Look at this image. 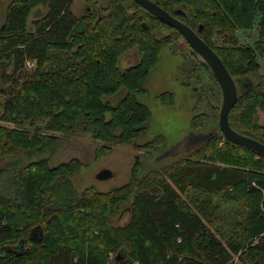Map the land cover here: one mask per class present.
<instances>
[{"label": "trees", "instance_id": "1", "mask_svg": "<svg viewBox=\"0 0 264 264\" xmlns=\"http://www.w3.org/2000/svg\"><path fill=\"white\" fill-rule=\"evenodd\" d=\"M151 1L197 32L239 80L229 124L264 144L258 114L264 113V76L257 61L264 54V0ZM72 2L9 0L0 26V120L36 125L32 131L0 125V162L22 151L41 156L16 170L15 195L0 189V264H227L235 254L264 264V159L218 128L161 169L141 175L135 163L128 181L107 191L91 186L76 193L70 178L81 162L51 167L42 157L61 141L59 134L91 129L106 143L104 151L141 137L150 111L136 94L146 93L145 80L166 47L183 58L181 86L198 88L192 130L218 124L220 87L177 30L133 0L100 7L85 0L80 15ZM36 5L46 13L29 31ZM256 14L258 39L254 46L239 44L236 30L252 29ZM132 49L139 60L121 68V56ZM27 60L36 62L31 72ZM121 87L126 93L116 105L104 100ZM157 98L173 103L172 92ZM142 146L159 150L165 137ZM4 174L0 166V186ZM124 213L129 220L116 225ZM252 239L258 240L245 249ZM20 240L22 251L14 250Z\"/></svg>", "mask_w": 264, "mask_h": 264}, {"label": "rangeland", "instance_id": "2", "mask_svg": "<svg viewBox=\"0 0 264 264\" xmlns=\"http://www.w3.org/2000/svg\"><path fill=\"white\" fill-rule=\"evenodd\" d=\"M9 0H0V26L4 22L6 8ZM96 7L105 5L108 0H95ZM87 8L85 0H73L71 10L77 14H83ZM46 13V7L36 5L30 9L27 29L34 30V20L40 18ZM260 15H255V23L252 29L244 31L236 30L239 44L254 46L258 39V22ZM166 31H162L165 34ZM235 32V35H236ZM180 44L184 46L183 41ZM139 60L136 49L126 52L120 58V67L124 68L134 65ZM257 61L260 65L259 74L264 76V54L258 55ZM35 61L27 60L25 62L26 70L29 72L35 69ZM183 64V58L180 54L173 53L168 47L160 53L159 60L153 67L144 83L146 93L136 94L137 100L145 104L149 111V119L146 123L145 133L128 144L110 145L108 151H104V142L98 141L92 137L91 129L88 132L77 131L68 134H59L61 141L53 150H48L42 155L49 159V165L56 166L62 162H67L72 158L78 159L82 167L78 173L70 178L71 185L76 193H80L86 187L93 186L97 190L107 191L113 187L126 183L130 177L131 169L138 163L141 168L140 174H145L152 169H161L163 166L170 164L174 160L185 156L196 144L195 137L208 133L210 130L218 128V124L209 123L207 127L192 130L190 120L193 115V105L196 101L197 87L184 88L181 86L180 67ZM11 67H9V71ZM252 77V76H251ZM173 93L172 104H162L157 96L164 92ZM124 87L111 95L104 98L112 105H116L125 95ZM218 107L221 104V95L217 99ZM2 106L0 104V114ZM259 122L264 123V113L258 111ZM0 125L8 128L20 127L32 131L36 125H30L23 122L21 125L0 120ZM215 125L216 128H210ZM42 128V127H39ZM162 135L165 137V146L159 150L148 152L142 145L152 138ZM137 144V145H136ZM41 156L31 155L25 151L18 153L16 156L4 158L0 166L5 168V174L0 189L7 196H13L18 192L14 184V175L18 168L26 163L34 161ZM102 169H109L112 175L107 179H97V173ZM129 219V214L124 213L116 222V225H122ZM258 239H252L245 244V249L253 245ZM237 256V258L235 257ZM244 261L239 255H233L227 264H243Z\"/></svg>", "mask_w": 264, "mask_h": 264}, {"label": "water", "instance_id": "3", "mask_svg": "<svg viewBox=\"0 0 264 264\" xmlns=\"http://www.w3.org/2000/svg\"><path fill=\"white\" fill-rule=\"evenodd\" d=\"M133 1L143 9L148 11L150 14H152L158 20L177 30L182 38L187 42L192 50H194L196 54L201 57V59L205 62V64L212 72L221 91V104L219 107L218 115V129L220 134L225 139L234 144L255 151L260 157L264 159V144L250 136L238 133L237 131L233 130L229 124L228 115L231 108L237 101L240 85L238 84L239 80H235L230 75L229 71L225 67L220 57L216 54V52L202 40L197 32L193 31L185 23L162 9L155 2L151 0ZM211 133H213L212 130L208 133H204L201 136L195 137L196 144L194 145V147L197 146L202 140L205 139L207 135H210ZM111 175L112 172L109 169H102L97 173L96 178L102 180L109 178ZM22 245L23 242L22 240H20L18 246L13 247V249L22 251Z\"/></svg>", "mask_w": 264, "mask_h": 264}, {"label": "crops", "instance_id": "4", "mask_svg": "<svg viewBox=\"0 0 264 264\" xmlns=\"http://www.w3.org/2000/svg\"><path fill=\"white\" fill-rule=\"evenodd\" d=\"M240 31H244V30H240ZM247 31V30H246ZM236 37H238V34H237V32H236ZM129 220V219H128Z\"/></svg>", "mask_w": 264, "mask_h": 264}, {"label": "built area", "instance_id": "5", "mask_svg": "<svg viewBox=\"0 0 264 264\" xmlns=\"http://www.w3.org/2000/svg\"><path fill=\"white\" fill-rule=\"evenodd\" d=\"M238 255V254H237ZM237 258V256H235ZM243 264H246L245 262H243Z\"/></svg>", "mask_w": 264, "mask_h": 264}]
</instances>
